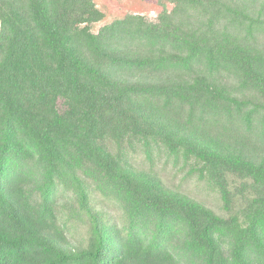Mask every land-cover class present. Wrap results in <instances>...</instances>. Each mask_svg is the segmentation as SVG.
I'll list each match as a JSON object with an SVG mask.
<instances>
[{
  "label": "trees",
  "instance_id": "obj_1",
  "mask_svg": "<svg viewBox=\"0 0 264 264\" xmlns=\"http://www.w3.org/2000/svg\"><path fill=\"white\" fill-rule=\"evenodd\" d=\"M154 1L0 0V264H264V0Z\"/></svg>",
  "mask_w": 264,
  "mask_h": 264
},
{
  "label": "rangeland",
  "instance_id": "obj_2",
  "mask_svg": "<svg viewBox=\"0 0 264 264\" xmlns=\"http://www.w3.org/2000/svg\"><path fill=\"white\" fill-rule=\"evenodd\" d=\"M95 3L104 12L103 19L92 25V30L95 32L98 31L102 25L109 23L113 19L122 17L126 13H139L147 18L153 19L162 9L161 5L154 0H95ZM167 6L169 9L171 8V4ZM142 159L143 154H138L135 161L139 167L147 169L149 164L142 163ZM162 161L163 160L155 163V170L158 172V175L165 185L170 189L178 190L203 203L216 213H224L221 207V199L216 191L207 188L204 183L199 182L195 178H185L183 171H180L177 167H173L171 163L164 164ZM90 192L92 194L91 204L94 209L113 216H117L120 213L119 209L116 210L109 202L103 201L92 187L90 188ZM61 201L63 202L64 198ZM82 232H84L82 225L74 222L68 239L73 238L71 241L75 243L76 240H79L80 233ZM74 236H76V238Z\"/></svg>",
  "mask_w": 264,
  "mask_h": 264
}]
</instances>
